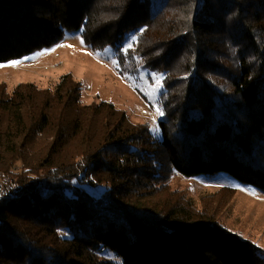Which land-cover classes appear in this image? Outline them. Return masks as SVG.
I'll list each match as a JSON object with an SVG mask.
<instances>
[{"label":"trees","instance_id":"trees-1","mask_svg":"<svg viewBox=\"0 0 264 264\" xmlns=\"http://www.w3.org/2000/svg\"><path fill=\"white\" fill-rule=\"evenodd\" d=\"M77 30L113 47L122 76L164 73L160 136L84 103L70 73L0 84V173L17 182L0 197V264H264L216 220L229 187L198 206L171 186L225 173L264 190V0H0V62Z\"/></svg>","mask_w":264,"mask_h":264},{"label":"rangeland","instance_id":"rangeland-1","mask_svg":"<svg viewBox=\"0 0 264 264\" xmlns=\"http://www.w3.org/2000/svg\"><path fill=\"white\" fill-rule=\"evenodd\" d=\"M132 39V35H129L123 46L129 47ZM14 61L19 63L13 65ZM66 73L72 74L81 82L84 103L110 101L126 111L132 122H147L153 134L160 136L156 120L160 115L158 94L163 88L164 73L140 68L135 75H120L113 47L106 46L100 50L91 48L84 42L80 30L66 32L57 44L0 62V84H4L8 90L21 82L52 87ZM12 178L10 173H0V197L16 190L17 182ZM171 186L184 188L198 206L201 197L209 196L222 187H229L231 198L225 203L219 202L216 220L231 233L258 248L264 259V190L239 182L225 173L194 177L175 175ZM210 205L209 203L208 206ZM102 257L118 261L113 252H106Z\"/></svg>","mask_w":264,"mask_h":264},{"label":"snow or ice","instance_id":"snow-or-ice-1","mask_svg":"<svg viewBox=\"0 0 264 264\" xmlns=\"http://www.w3.org/2000/svg\"><path fill=\"white\" fill-rule=\"evenodd\" d=\"M16 63H19V62H18V61H14V62H12L13 65H15ZM161 114H162V113H161Z\"/></svg>","mask_w":264,"mask_h":264},{"label":"built area","instance_id":"built-area-1","mask_svg":"<svg viewBox=\"0 0 264 264\" xmlns=\"http://www.w3.org/2000/svg\"><path fill=\"white\" fill-rule=\"evenodd\" d=\"M3 192V191H2ZM13 192V191H12ZM11 193V192H10ZM3 194H5V192L3 193ZM6 194H7V192H6Z\"/></svg>","mask_w":264,"mask_h":264},{"label":"bare ground","instance_id":"bare-ground-1","mask_svg":"<svg viewBox=\"0 0 264 264\" xmlns=\"http://www.w3.org/2000/svg\"><path fill=\"white\" fill-rule=\"evenodd\" d=\"M4 191H6V189H4Z\"/></svg>","mask_w":264,"mask_h":264}]
</instances>
